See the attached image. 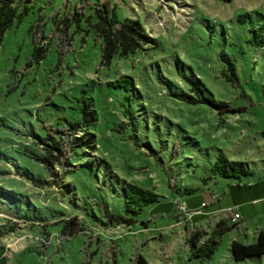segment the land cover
I'll return each mask as SVG.
<instances>
[{"label": "rangeland", "instance_id": "rangeland-1", "mask_svg": "<svg viewBox=\"0 0 264 264\" xmlns=\"http://www.w3.org/2000/svg\"><path fill=\"white\" fill-rule=\"evenodd\" d=\"M86 2L20 0L0 43V264H131L138 253L149 264H232L231 241L252 242L254 223L248 239L234 226L203 260L191 255L186 223L210 231L231 218L229 186L239 179L214 170L219 157L249 166L243 182L264 175V0H111L151 38L109 65ZM76 6L80 18L67 20ZM225 57L235 81L223 74ZM189 77L212 99L245 109L221 114L197 101ZM85 104L96 120L62 128V164L49 171L39 159L49 129L74 121ZM88 137L92 146L77 147L70 165L71 140ZM122 182L159 198L127 212ZM104 198L132 221L111 219ZM202 201L215 213L192 223L190 206Z\"/></svg>", "mask_w": 264, "mask_h": 264}, {"label": "trees", "instance_id": "trees-1", "mask_svg": "<svg viewBox=\"0 0 264 264\" xmlns=\"http://www.w3.org/2000/svg\"><path fill=\"white\" fill-rule=\"evenodd\" d=\"M19 1L20 0H0V43L4 32L17 15ZM86 3L95 8L96 20L91 24L96 35L100 37L102 41L101 55L103 64L109 65L111 59L117 54L125 56L136 51L139 49L142 42H147V40L151 38L147 35L144 27L138 19L129 17L120 19L116 13V7L112 4L111 0H87ZM80 9L81 7L76 6L74 11L70 13L71 17H67L66 19L73 18L78 20L82 14ZM63 23L66 24L67 21L63 19ZM34 56L38 58L41 57L40 47L35 46ZM224 60L228 64L229 72L224 71L223 74L230 80H237L234 62L227 57H225ZM188 80L192 84V90H195L199 96L197 101H203L214 106L221 114L226 112H240L245 109L244 105H232L225 100L218 101L212 99L210 96L206 95L204 89H202V85L190 77ZM124 81L127 80L124 79ZM95 120L96 111L88 110V105L85 104L82 107V115L77 117L74 121L66 123L61 122V126L56 130L49 129L47 137L43 142L45 155L39 157L49 171H52L50 170L51 164H62L61 154H65L62 128L66 127L70 130H78L81 127L89 126ZM89 140L90 137L85 141L79 138L71 140V153L70 157H68L70 165H72V158L77 152V147H83L85 145L92 146L91 143H89ZM71 169L73 168L64 167V173ZM214 170L219 171L223 176L236 177V179H239V182H233L230 184L229 187L233 190L239 189L243 186H250V183L242 181L243 176L252 173V170L244 161H229L225 157H219L218 161L215 163ZM121 184V188L125 194L127 212L136 213L145 205L155 202L159 198L158 194L152 189L144 188L132 182H122ZM102 209L105 214L117 223H130L132 221V218L129 216L111 213L105 198L102 203ZM73 224L74 226L71 228L70 234L75 232L76 224L75 222H73ZM234 226L237 227L240 234H245L241 222L239 220L232 222L230 217L219 219L210 231L198 226L193 228L186 223L187 242L189 244L191 255L202 260L210 256L218 247L222 236ZM253 235L254 240L252 242H246L239 238H235L231 241L230 257L233 261L232 264H239L241 261H245L248 258L261 257L264 255V225L257 226L254 229ZM3 248L2 245L0 250V262L4 261V256H2ZM131 264H149V262L143 254L138 253V255L132 259Z\"/></svg>", "mask_w": 264, "mask_h": 264}, {"label": "crops", "instance_id": "crops-1", "mask_svg": "<svg viewBox=\"0 0 264 264\" xmlns=\"http://www.w3.org/2000/svg\"><path fill=\"white\" fill-rule=\"evenodd\" d=\"M250 186H243L239 189H230L231 197L226 210L236 208L240 213L239 221L245 229V237L248 239L250 226L248 223H254V229L257 226L264 225V175L249 179ZM204 201L193 203L190 206L192 211L188 213L192 223L200 224L206 218H210V213H215L214 210L202 211L201 205ZM207 206V204L205 205ZM187 219V217H186ZM264 256V255H263ZM261 256V257H263Z\"/></svg>", "mask_w": 264, "mask_h": 264}, {"label": "built area", "instance_id": "built-area-1", "mask_svg": "<svg viewBox=\"0 0 264 264\" xmlns=\"http://www.w3.org/2000/svg\"><path fill=\"white\" fill-rule=\"evenodd\" d=\"M205 204H206V203L203 202V203H202V206H204ZM179 209H181L182 211H185V213H188L187 208L185 207V205H180V206H179ZM230 210H231V220H232V221H236V220H238V219L240 218V213H239V211H238L236 208H230Z\"/></svg>", "mask_w": 264, "mask_h": 264}]
</instances>
